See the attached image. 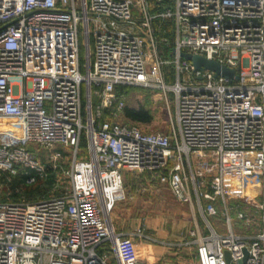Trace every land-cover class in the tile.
Masks as SVG:
<instances>
[{"label":"built area","instance_id":"obj_1","mask_svg":"<svg viewBox=\"0 0 264 264\" xmlns=\"http://www.w3.org/2000/svg\"><path fill=\"white\" fill-rule=\"evenodd\" d=\"M183 51L239 77L196 68ZM119 85L158 89L168 106L173 92L171 130L105 116L124 112ZM56 146L72 153L68 190L32 201L0 189V264H155L138 239L194 245V264H229L227 251L239 264L244 249L242 264H264V0H0V181L18 164L46 176L37 153ZM126 172L168 183L197 205L206 231L196 219L183 239L164 241L145 222L116 227ZM247 175L262 191L253 233L233 228L228 205ZM213 203L224 207L225 232L210 219Z\"/></svg>","mask_w":264,"mask_h":264},{"label":"rangeland","instance_id":"obj_2","mask_svg":"<svg viewBox=\"0 0 264 264\" xmlns=\"http://www.w3.org/2000/svg\"><path fill=\"white\" fill-rule=\"evenodd\" d=\"M173 68V65L163 66L168 84L175 81ZM123 99L135 106L147 104L149 107L153 115L152 121L150 123L136 122L144 131L169 132L171 130L175 122V95L173 92H169V106L166 104L162 93L153 87L130 85V89L123 93ZM108 114V117H113L120 122H133L126 118L124 112H121L117 117L110 115V112ZM58 147L62 148V152L61 155L56 156L55 153ZM37 154L38 162L44 166L46 172L48 171L46 165L52 166L57 171L58 187L63 192L68 190L70 179L65 170L69 167L71 161L72 153L70 149L62 146H56L53 149L40 148ZM192 160L196 165L200 158L193 154ZM125 176L129 196L125 201L118 203L111 213L116 227L130 230L137 225L138 219H142V222H147L146 224L151 227L150 230L153 234L160 239H164V241L183 239L195 227L196 219L206 231L205 222L197 205L192 206L179 201L171 192L168 183L158 178H152L151 175L137 176L126 172ZM250 180L251 175L243 177V196H232L228 199V205L233 218V228L237 231L253 233L259 226L260 213L256 205L261 201L262 191L252 186ZM9 181L11 180H7V182ZM3 187H5L4 182L0 181V189L4 191ZM250 195L254 196V200ZM203 203L207 205L208 201L203 200ZM213 205L217 206L218 214L211 216L210 219L219 231L225 232L226 224L222 217L224 207L219 203H213ZM239 212L244 213V218H238ZM249 217L252 218V221L247 224L246 220ZM141 243H144V241L138 239L139 250L143 253L144 248ZM155 245L164 250L163 254L155 259V264H194L195 262L196 248L194 245L182 249L170 248L161 243ZM176 256L181 257L178 260L179 262L176 260Z\"/></svg>","mask_w":264,"mask_h":264},{"label":"trees","instance_id":"obj_3","mask_svg":"<svg viewBox=\"0 0 264 264\" xmlns=\"http://www.w3.org/2000/svg\"><path fill=\"white\" fill-rule=\"evenodd\" d=\"M129 89V85H119L117 88L118 92L121 94L126 93ZM108 112V110L105 111V116L108 114ZM124 113L126 118L133 122L123 123H150L153 119V115L147 104L135 106L130 102L127 103L125 101ZM57 150L62 151V148L58 147ZM17 167L19 168V171L16 175H13L11 177L12 179H9L11 181H3L5 185V187H3L4 193L6 194L7 192H10V197L15 199L18 196H24L33 201L42 197H48L50 195L59 196L63 192L57 185V171L52 166L46 165L48 171L47 175L44 177L40 176V174L37 173L35 169H32L30 167L19 164L17 165ZM31 176H36V181L29 183L28 179Z\"/></svg>","mask_w":264,"mask_h":264},{"label":"water","instance_id":"obj_4","mask_svg":"<svg viewBox=\"0 0 264 264\" xmlns=\"http://www.w3.org/2000/svg\"><path fill=\"white\" fill-rule=\"evenodd\" d=\"M182 56L185 59L192 61L196 68H199V69L206 68L209 70H213L216 72L217 75H223V76L230 77V78L239 77V75L236 74V69L224 65L220 63L218 60L209 59L201 54H194V53L184 52V51L182 52ZM244 251H245V257L239 261V264H242L248 256V250L244 249ZM226 258L229 264H235L231 262L230 253L228 251L226 252Z\"/></svg>","mask_w":264,"mask_h":264},{"label":"crops","instance_id":"obj_5","mask_svg":"<svg viewBox=\"0 0 264 264\" xmlns=\"http://www.w3.org/2000/svg\"><path fill=\"white\" fill-rule=\"evenodd\" d=\"M142 223V219H138L137 221V225L138 226L139 224ZM147 223V222H146ZM147 225V224H146ZM148 226V225H147ZM149 227V226H148ZM135 228V227H134ZM132 228V229H134ZM151 227L148 228V231L150 233L153 234V232L150 230ZM130 229V230H132ZM156 243H153L151 241H144V243H141V246H143L144 250H143V253L142 251L140 252L141 256L143 259H157V257L159 255H162L164 250L163 249H159L160 247H157L155 245ZM140 251V250H139ZM181 257L180 256H176V260L178 261ZM182 261V260H181ZM179 262V261H178Z\"/></svg>","mask_w":264,"mask_h":264}]
</instances>
